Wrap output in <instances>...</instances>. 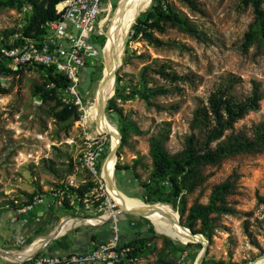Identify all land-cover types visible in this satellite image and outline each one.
Wrapping results in <instances>:
<instances>
[{"label":"rangeland","instance_id":"374dc122","mask_svg":"<svg viewBox=\"0 0 264 264\" xmlns=\"http://www.w3.org/2000/svg\"><path fill=\"white\" fill-rule=\"evenodd\" d=\"M129 1H103L106 6L109 2L111 9L99 15L103 20L102 33L89 35L98 55L87 59L78 77L77 92L84 108L100 88V82L111 65L114 31L123 9L130 8ZM167 1L187 18L194 31L168 23L164 32H154V36L164 42L160 46L148 43L139 36L131 37V26L138 18L143 19L142 13L150 7L152 0L136 13L124 29L122 51L110 91L104 99L103 113L118 132L120 144V129L123 127L126 130V142L122 147L118 145L113 162L133 167L137 179L130 168L114 169L115 185L125 196L139 203L134 209L139 210L138 213L154 206L168 207L170 214L183 224L194 202L207 203L215 185L231 182L233 186L226 197V206L231 212L213 214L216 219L211 239L207 240L204 259L208 264H249L264 253V150H242L214 163H200L196 167L198 174L192 180L196 183L195 187L189 190V181L186 180V188L179 197L168 195L166 187L161 193L165 202L147 203L142 199L140 185L148 184L153 170L150 153L152 136L166 133L164 147L172 156H182L188 148L187 139L193 136L192 146L202 153L207 146L205 134L193 126L194 111L206 103L210 92L229 78L236 80L231 93L237 99L250 93L252 80L259 81L261 89H264V45L260 36L243 47L245 33L255 19L250 1L195 0L200 11L193 10L181 0ZM28 8L24 6L20 10L17 6H0V42L24 22V10ZM261 9L264 11V3ZM159 66L174 70L186 79L170 84L152 71ZM116 76L120 80L119 92L115 94ZM42 80V73L37 69H26L17 76L0 75V87L9 91L0 93V208H15L13 204L27 202L34 194L47 195L50 188L56 187L61 178L66 177L68 164H74L80 149L81 136L76 122L56 121L49 113L53 103H42L33 96V87ZM144 85L172 88L177 85L178 88L146 101L139 93ZM110 99L114 100L112 112L107 110ZM260 123H264V98L257 110L248 112L234 124L233 130H226L209 147H215L231 133L252 137L254 126ZM95 126L102 130L100 125L92 122L91 128ZM108 136V147L99 163L107 159L114 147L111 134ZM180 207L185 209L182 217L177 211ZM12 214L13 211H5L4 227L8 223L12 226ZM69 214L75 216L73 212ZM67 215L58 211L56 221ZM124 215L125 218L118 223L121 229H129V221L133 219L137 223L130 227L131 230L145 227L136 243L139 250L136 264L141 258L140 264H198L200 250L184 248L185 240L143 215ZM45 231L42 233L45 234ZM31 242L29 238L12 249H0V264H18L25 260L38 240Z\"/></svg>","mask_w":264,"mask_h":264},{"label":"trees","instance_id":"16d2710c","mask_svg":"<svg viewBox=\"0 0 264 264\" xmlns=\"http://www.w3.org/2000/svg\"><path fill=\"white\" fill-rule=\"evenodd\" d=\"M59 0H0V6L9 5L11 7H18L20 10L24 6L28 9L24 10V19L22 24L16 28L14 32H20L21 35L29 38H39L44 34V23L55 18L54 5ZM188 7L193 10L200 11L199 6L195 0H181ZM252 3L255 12L254 22L250 25L245 33V40L243 47H246L255 38L260 36L264 45V11L261 9V4L264 0H248ZM143 19L138 18L131 26V37L138 36L148 43L157 46L163 45L164 42L158 37L154 36V32H164L168 23L178 24L183 29L194 31L186 17L175 11L167 0H152L150 7L142 13ZM11 33V34H12ZM102 38L104 36L102 35ZM6 60L0 55V75L2 76H17L24 70L13 72L6 65ZM28 70L37 69L42 73V82L33 87L32 94L42 103L52 102L49 110L50 115L58 122L77 120L80 112L77 106L71 104L66 105L61 101V90L67 85L66 77L56 72L52 67L37 66L29 67ZM145 69V68H144ZM161 79L168 83H176L180 80L186 79V76L180 75L174 70H166L164 66H159L152 70ZM119 80L116 76L115 94L119 92ZM235 79L229 78L225 83H221L217 88L212 90L207 97L206 103L196 107L194 111L193 126L202 130L205 134L206 149L200 153L192 146L193 136L187 139L188 148L183 151L182 156L170 155L164 147V141L167 134L160 136H152L150 138V153L153 160V170L151 172L150 181L148 184H141V194L143 201L150 202H165L161 197V193L167 187L168 195L179 197L184 188L185 182L188 180L187 188L189 190L195 187L196 183L192 180L197 176L196 167L200 163H214L221 158L231 155L242 150L261 151L264 150V123L254 126L252 137H247L243 134H228L223 140H220L213 148L209 144L220 139L225 131L233 130L234 124L242 119L248 112L255 111L259 108L260 101L264 98V89H261L259 81L252 80L250 93L244 98L237 99L231 93ZM53 84L52 86L50 84ZM178 88L174 87L155 86L146 87L144 85L140 90V96L149 101L152 96L165 95ZM7 88L0 87V93H8ZM150 103V102H149ZM107 110L112 112L114 110V100L107 104ZM121 144L122 147L126 142V130L121 127ZM119 156V155H118ZM179 157V158H178ZM74 164L69 162L66 174L73 172ZM137 179V174L133 167L121 166L119 163L115 164V169H128ZM61 179H64L62 177ZM164 181L167 183L164 184ZM152 182L154 183L151 186ZM163 183V184H161ZM60 185V182L57 184ZM233 184L228 181L219 183L213 187L207 203L194 202L188 210L183 225L188 227L193 233L201 234L206 240H210L212 230L214 228V220L216 216L213 214L231 212L230 208L226 206V197L230 193ZM86 189V185L82 187ZM182 201V200H181ZM26 204H13L20 207ZM178 213L182 217L185 213L184 207L177 208ZM199 226L197 227V224ZM137 239L130 241L129 244L134 247L135 253L138 248L136 246ZM184 248H195L200 250L199 243H186ZM202 264H208L204 259Z\"/></svg>","mask_w":264,"mask_h":264},{"label":"built area","instance_id":"2783aa9c","mask_svg":"<svg viewBox=\"0 0 264 264\" xmlns=\"http://www.w3.org/2000/svg\"><path fill=\"white\" fill-rule=\"evenodd\" d=\"M103 1L59 0L54 5L55 18L44 23L45 32L39 38L25 37L20 32H14L6 39L1 38L0 55L6 60L8 68L16 72L29 67H52L68 82L61 90V101L68 106H77L80 112L75 120L81 142L74 159V171L67 174L60 185L50 188L47 195L34 194L26 204L14 208L15 211L23 214L38 206L59 207L74 213L83 211L95 222L108 221L111 231L107 240L90 251L33 256L26 264H136L138 261L134 247L121 239L118 225L121 204L104 173L107 159L99 163L108 147L109 134L99 131L96 126L91 128L92 121H87L86 108L77 92L79 73L87 59L98 55L89 35L102 33L103 20L99 15L111 9L109 2L106 6ZM84 185L86 189H82ZM68 218L74 219L75 216L69 215Z\"/></svg>","mask_w":264,"mask_h":264},{"label":"crops","instance_id":"0c3cea01","mask_svg":"<svg viewBox=\"0 0 264 264\" xmlns=\"http://www.w3.org/2000/svg\"><path fill=\"white\" fill-rule=\"evenodd\" d=\"M77 175L81 176L80 173H77ZM62 180L63 179H61L60 182ZM8 210L13 211V214L10 217V222H12V226L8 223L7 227H4V224H6L4 213ZM58 211L65 212L66 214H68V216L71 212L67 209L59 207L47 208L45 206H38L30 212L18 214L15 211L14 207H1L0 247L4 248V250H9L16 245L23 244L29 238L32 240L30 244L38 240V242H35V244H33V246L31 247V250L33 251L28 253L29 256L25 260H22L18 263L26 264L28 259L33 256L63 255L70 252L84 253L90 251L98 243L107 240L111 235L110 225L108 221L95 222L94 220L88 218L90 216L88 213H85L83 211H79L76 213L73 212L75 214V220L73 219L74 223L61 231L63 221L69 218L68 216L60 217V219L56 221ZM124 218V214H119V222ZM136 223L137 220L133 219L129 221V229H121L119 227L122 241L130 242L136 240L139 238L140 232L145 231L144 226H140L138 230L136 228L131 230L130 227L136 226ZM55 230L59 231H57V233L51 238L50 235L54 233ZM44 231L46 232L45 234L42 233ZM35 252L37 253L31 256ZM19 256L20 255H17V257ZM5 260L12 263L17 262L13 260ZM141 260L142 258L140 259L139 264L141 263Z\"/></svg>","mask_w":264,"mask_h":264},{"label":"bare ground","instance_id":"6f19581e","mask_svg":"<svg viewBox=\"0 0 264 264\" xmlns=\"http://www.w3.org/2000/svg\"><path fill=\"white\" fill-rule=\"evenodd\" d=\"M150 0H130L128 3V6L130 8L125 7L121 13V17L119 19L118 25L116 26V29L114 31L113 35V44H114V52L111 57V65L106 71L105 78L103 77L101 80V86L98 89L96 93L92 96L91 100L89 101L87 107H86V118L88 122H94L101 126V129H98L99 131L108 132L111 134V143L112 146H115L118 137L116 131L112 128L110 122L105 117L103 113V103L104 99L108 95L110 91V87L112 84V78L114 74V70L116 69V66L119 61V57L122 51L123 46V40H124V29L128 24L132 22L133 17L138 13L141 9L146 7ZM114 154H111L104 165V173L109 179V181L113 180V162ZM113 162V163H112ZM110 188L114 192V196L118 200V202L121 204L123 209H137L139 206V203H136L131 198L125 196L120 191H116L113 188V185L110 184ZM143 210V209H142ZM136 212H139V210H135ZM142 214H145L146 217L151 220L156 225H160L162 228H164L169 233L171 232L173 235L178 237L181 240H185L187 242V237L185 236L186 231H184L179 225H172L170 220H177L176 216H172L170 214V210L168 207H160V206H154L150 207L148 209H145ZM68 216V215H67ZM75 220V219H74ZM73 219L69 218L65 221H63L61 231L64 228H67L69 225L73 224ZM35 248V247H34ZM255 264H264V259L256 262Z\"/></svg>","mask_w":264,"mask_h":264},{"label":"water","instance_id":"95a60500","mask_svg":"<svg viewBox=\"0 0 264 264\" xmlns=\"http://www.w3.org/2000/svg\"><path fill=\"white\" fill-rule=\"evenodd\" d=\"M115 76V74H114ZM108 133V132H107ZM117 133V137H118V141L116 143V145L114 147L111 148L107 158L111 155L114 154L115 159H116V149L118 147V145L120 144V136ZM109 134V133H108ZM115 169V165L113 166V170ZM110 184L113 185V188L116 189V185H115V181H114V175H113V180L110 181ZM117 190V189H116ZM125 213H130V214H138V215H143L146 217L145 214L142 213H138L135 210L132 209H123L122 206L119 209V214H125ZM180 219V217H179ZM172 225H179L184 231H186L185 236L187 237V242L186 243H199L201 245V249L199 252V261L198 264H202L205 254H206V250H207V244L208 241L201 235V234H197V233H193L188 227L184 226L180 220H170ZM59 230H55L54 233H52L50 235V237L52 238ZM2 250V248H0ZM38 252V251H37ZM37 252L33 253L31 256L35 255ZM264 259V253L260 254L259 256H257L255 259H253L249 264H255L256 262L260 261Z\"/></svg>","mask_w":264,"mask_h":264}]
</instances>
